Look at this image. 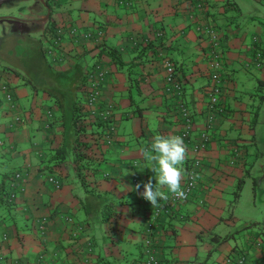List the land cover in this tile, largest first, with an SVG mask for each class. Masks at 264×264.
I'll list each match as a JSON object with an SVG mask.
<instances>
[{"label": "crops", "instance_id": "1", "mask_svg": "<svg viewBox=\"0 0 264 264\" xmlns=\"http://www.w3.org/2000/svg\"><path fill=\"white\" fill-rule=\"evenodd\" d=\"M206 8L204 20L219 37L225 109L210 123L213 137L200 152L195 189L159 222L158 251L163 264H226V259L229 264H259L264 253L255 233L244 232L241 244L223 245L218 256L219 242L210 234L224 235L214 230L221 222L227 228L232 220V214L225 218L222 212L238 197L228 199L236 177L245 172V146L253 143L255 127H249L246 103L250 85L264 77V57L255 49L264 26L226 15L235 9L240 14L230 0H211ZM190 10L181 0H56L40 36L52 52L45 46L42 53L52 67L58 65L56 75L67 76V81L40 86L27 78L29 85L24 80L13 88L10 80L20 76L19 71L2 66L0 81L15 94L10 103L1 102L0 113V264H145L141 242L152 206L140 193L149 179L156 183L157 173L141 149L150 148L156 135L177 136L180 128L177 106L165 89L166 57L177 64L183 84L175 99L182 98L192 120L191 139L184 142L187 158L204 120L208 75L202 55L207 44L195 30L197 20L188 17ZM56 26L61 45L54 49L51 34ZM70 29L76 34L68 33ZM97 65L106 69L97 100L112 107L114 140L99 141L100 125L91 115L80 116L77 151L89 156L88 170L77 173L74 166H53L46 161L52 149L66 137L74 142L77 135L61 124L70 120L65 105L77 97L85 102L84 75ZM51 113L56 119L47 129ZM15 115L19 120L13 121ZM34 126L37 131L31 134ZM47 164L50 170L40 169ZM17 171L24 179L9 201L7 192L13 190ZM49 176L59 180L60 187ZM161 190L170 194L167 188ZM224 236V241L229 238L228 233Z\"/></svg>", "mask_w": 264, "mask_h": 264}, {"label": "rangeland", "instance_id": "2", "mask_svg": "<svg viewBox=\"0 0 264 264\" xmlns=\"http://www.w3.org/2000/svg\"><path fill=\"white\" fill-rule=\"evenodd\" d=\"M55 1L0 0V69H2V66H11L19 71L20 76L10 80L13 88L14 86L19 87L20 83L24 80L28 84V79H31L30 81L40 86L47 85L52 81L62 83L67 81V76L63 74L56 75L57 72H54V70L58 65L52 67L48 63V55L42 53V48L45 46L47 51L51 49V46L44 43L40 38L45 22L43 19L47 13L46 3H48L50 9H53ZM230 1L238 7L240 14L235 9V11L227 10L226 15L233 16L232 19H238L240 23L254 19L264 26V0ZM54 12H56V9ZM258 26L260 27V25ZM259 35L262 38V42L260 43L263 45L264 35L262 33ZM41 69L45 72H41ZM4 79L6 80L7 78ZM252 84L249 91L251 97L249 103H246L250 112V118L251 111H253L255 103H257V92L255 90L257 82L254 81ZM1 102L8 103L5 99V92L0 89V113L2 112ZM260 104L255 132L253 134V143H248L245 146V172L241 171L240 175L236 177L228 199H232L238 178H242L241 189L237 199L235 201L231 200L228 209H224L222 212V216L225 218L229 214H232V220L229 221V227L221 226L223 224L221 222L217 226V229L214 230V232L220 230L224 232V235L227 233L229 235L227 240L219 241V248L216 252L217 256L221 254L223 245L241 244L244 232L255 233L254 235L260 241L264 253V89ZM15 119L16 115L13 121ZM36 131V127L34 126L31 134L36 133ZM69 180H73V176H70ZM76 185L73 184L74 187ZM69 186H71L70 182ZM40 258H43V255ZM37 259L39 258L37 257Z\"/></svg>", "mask_w": 264, "mask_h": 264}, {"label": "built area", "instance_id": "3", "mask_svg": "<svg viewBox=\"0 0 264 264\" xmlns=\"http://www.w3.org/2000/svg\"><path fill=\"white\" fill-rule=\"evenodd\" d=\"M184 3H186L191 10L188 11V17L192 18L194 20H197L195 30L200 33L202 36L206 39V56L207 62H208V78L209 83L207 85L206 93H205V113H204V126L199 131L196 137L191 140L190 150L191 154L193 155V160L190 163V166L185 171V179L182 181V188L187 193V198L190 196L192 191L196 187V176L197 171L200 167V158L199 154L200 152L205 149V147L208 145V128L210 127V123L212 121V118L214 114H220L224 111V107L219 103L222 97V94H224V80H223V74H222V63H221V51L219 49L218 43H219V37L217 35V31L215 27L212 25V23L207 22L204 20V10L211 0H181ZM203 19V20H201ZM71 35L76 34V30L70 29L68 31ZM61 33L60 28L55 27L52 31L51 38H52V44L53 48L57 49L61 45ZM48 52H52L51 50H48ZM58 60H61V57L58 58ZM164 69H165V89L169 95L174 99V104L177 106L178 110V123L180 125L179 133L177 136L180 137H186L188 134L190 128H191V116L188 108L186 105H184L181 101L175 99L178 97V93L181 91V83L177 79V75L174 71V65L172 61L169 58H165L163 61ZM106 69H104L102 66L97 65L94 69V72H90L89 79H90V85L89 90L86 95V101L88 104H93L98 95L99 90V83L104 79L106 74ZM0 89L1 91L5 92V99L10 103V101L14 98V93L12 89H10L9 85L5 81H0ZM106 110H104L105 117L112 115V109L111 106L108 104ZM16 120H19V117L16 118ZM113 129V128H112ZM14 181L11 183V188H13L12 191H10V199H13L16 197V192H14L16 189H20L21 182H23V177L19 174V172L14 173L13 175ZM49 181H51L56 188L59 187L58 180L53 177H48ZM168 199L166 200H160L158 202V206H154L152 208V211L149 215V220L146 223V230L142 244L143 249L142 253L145 256V259L143 262L145 264H163L162 258L159 255L157 244L158 240V234H159V222L160 220L164 219L165 217L172 214L174 210V206L186 199H179L175 197L172 193H170L168 196ZM242 257L238 258V261H241ZM230 260L226 259V264H229ZM259 264H264V261L260 262Z\"/></svg>", "mask_w": 264, "mask_h": 264}, {"label": "trees", "instance_id": "4", "mask_svg": "<svg viewBox=\"0 0 264 264\" xmlns=\"http://www.w3.org/2000/svg\"><path fill=\"white\" fill-rule=\"evenodd\" d=\"M205 12H207V8L205 9ZM51 22L52 21H48V25H47L48 26V31L51 30V27H52ZM255 49L260 54L259 56L261 58H263L264 57V41H263V45L261 43L260 44H255ZM206 57L208 58V56H206V51H205V52H203L202 59L205 60L206 69H207V75H208V65H207L208 62H207V58ZM221 63H222V55H221ZM173 65H174V71L176 73L177 64L173 63ZM221 70H222V68H221ZM89 74H90V71H89V73H86V75H84V79L85 80L87 79V83L84 85L83 91L85 90L87 92L89 90V85H90ZM87 76H88V78H87ZM177 79L181 83V91L177 95L179 97V95H181V92H183V84H182V81L178 77H177ZM85 80H84L83 84L85 83ZM208 83H209V78H208L207 85H208ZM255 88H256L255 90L257 92V94H256L257 103H255V107H254L253 111H251L252 114H251V118H250V121H249V127L252 130L254 129V127L256 125L258 112H259L260 105H261L260 103H261L262 95H263L264 80L263 79L262 80H257V85H256ZM98 95H99V92H98ZM178 100L181 101L184 104L182 98H178ZM219 103L225 109L223 97H221V100H220ZM56 104H57V107L59 106V108H62L61 107V103H59V101H56ZM65 107H66V110L69 109V112H70V117L69 118H70V120L68 121V123H65L64 121H61V124L64 125V126H70V128H74L75 131L77 132L76 138L74 139V142H73V140H69L68 137H66L65 138L66 140L60 142L57 146H55V148L52 149V151L49 154V157L46 158V161H51L53 163V166H59V165H62V164H64L65 166H69L70 168L74 166L76 172L77 173H81V170H88V160H87L88 158L87 157H89V156L85 153V151H83L85 154L83 152L77 151V147L79 146L80 130H81V129H79L80 123L77 122L79 120V117L80 116L85 117V115L86 116L87 115H91V119H94V121H96L97 124H99L100 127L103 129V133L100 135V138H98L99 141L101 139V141L103 143L111 144L113 142L114 137H115L114 136L115 127H114V125H112V121H111L112 115L108 116V117L107 116L105 117V115H104V110H106V108L109 107V106H107V103H104L101 100H97L96 99V101L93 104L90 105V104L87 103L86 99H85V102L82 103V102H80L79 98L77 97L73 103L66 104ZM52 114L53 113H51V115L49 116L50 117V121L48 122L47 129L48 128H52L54 126V122H55L56 118H55V115L54 114L52 115ZM63 115H64V113H63V110H62V113H60L59 116L63 117ZM62 120H64V118ZM203 126H204V120H203V124L201 126V129L203 128ZM201 129L199 131H201ZM190 130H191V128H190ZM190 130H189L188 134L186 135V137H183V141L184 142L186 140H188V139H191L189 137ZM207 132H208V135H209V139L208 140L210 141V140H212V137H213L211 135L210 127L208 128ZM197 134L195 135V137L197 136ZM192 140H193V138H192ZM84 149H88V148L84 147ZM199 158H200V162H201V156H199ZM82 159H84V161H81ZM192 160H193V155L192 154H191V156L186 158L185 166L183 167L185 169V171L190 166V163L192 162ZM40 169L41 170H50L51 166L47 164V165H45L44 168H40ZM92 170H94V168ZM60 184L61 183L59 181V187H60ZM241 185H242V178H238L237 184L235 185L236 188L233 191L234 198L238 196L239 191L241 189ZM7 199L9 201H13L15 199V198L10 199V192L9 191L7 192ZM149 215H150V213H149ZM149 215L145 218V221H144L145 224L149 220ZM44 220H45L44 218L39 220V223H37V225L39 224L38 227L41 228V226H43ZM145 230H146V225H145ZM145 230H144V233H145ZM160 230L161 229L159 227V231ZM210 236H212L211 238L215 242L222 241L223 239L226 238V236H224V235H222L220 237H217L216 235H212L211 234ZM1 238L2 239L6 238V235L4 233H2L1 234ZM141 244H142V242H141ZM142 249H143V244H142Z\"/></svg>", "mask_w": 264, "mask_h": 264}, {"label": "clouds", "instance_id": "5", "mask_svg": "<svg viewBox=\"0 0 264 264\" xmlns=\"http://www.w3.org/2000/svg\"><path fill=\"white\" fill-rule=\"evenodd\" d=\"M141 155L145 161L155 165L150 169L157 173L155 184L152 179L143 184L140 195L144 200L150 202L152 207L158 206V200L168 199L162 188H167L181 200L187 198V193L182 188V181L185 179L183 164L187 158V149L182 137L156 135L150 148L141 149ZM135 188L139 191L141 185L137 184Z\"/></svg>", "mask_w": 264, "mask_h": 264}, {"label": "water", "instance_id": "6", "mask_svg": "<svg viewBox=\"0 0 264 264\" xmlns=\"http://www.w3.org/2000/svg\"><path fill=\"white\" fill-rule=\"evenodd\" d=\"M46 6H47V13H46V17H45V19L50 15V11H51V9L49 8V6H48V3H46ZM44 20V19H43Z\"/></svg>", "mask_w": 264, "mask_h": 264}, {"label": "flooded vegetation", "instance_id": "7", "mask_svg": "<svg viewBox=\"0 0 264 264\" xmlns=\"http://www.w3.org/2000/svg\"><path fill=\"white\" fill-rule=\"evenodd\" d=\"M51 15H52V13L50 12V15H49L47 18L51 17ZM47 18H46V19H47ZM44 19H45V17H44Z\"/></svg>", "mask_w": 264, "mask_h": 264}]
</instances>
